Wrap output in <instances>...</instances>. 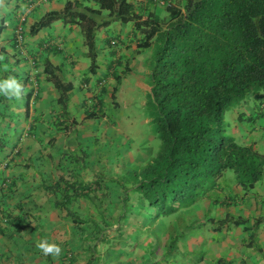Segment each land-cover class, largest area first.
Segmentation results:
<instances>
[{
    "label": "crops",
    "instance_id": "1",
    "mask_svg": "<svg viewBox=\"0 0 264 264\" xmlns=\"http://www.w3.org/2000/svg\"><path fill=\"white\" fill-rule=\"evenodd\" d=\"M65 1L3 0L0 5V54L5 56L0 61V78L16 75L26 92L20 100L9 101L0 95V264H89V250L84 246L83 233L75 227V218L83 222L94 219L90 216L91 204L96 202L100 209L106 205L104 191L119 187L112 180L122 172L119 164L135 161L140 149L137 141L126 134L117 141L113 132L122 127L113 118L125 116L116 115L121 111L117 105L122 92L133 90L129 79L113 87V75L121 76L123 65L126 71L131 69L130 55H144V49L135 47L138 32L131 22L120 21L111 22L115 25L112 31L108 28L103 33V28L98 29L96 71L91 72L76 23L56 19L29 33V26L46 10L59 9ZM130 1L138 11L140 7L153 8L147 0ZM18 24L22 27L20 46L15 40ZM108 39L115 40L114 48L108 45ZM133 58L135 69H143ZM45 63L54 67L61 80L72 83L64 107L57 102L54 84L46 79ZM149 72L147 69L146 75ZM100 75L106 78L105 83L112 84V102L103 109L105 85L96 84ZM134 86L144 93L150 91L147 78L141 74H136ZM33 88L37 93L30 101ZM93 93L100 97L99 109L88 116L86 106L90 105ZM251 95L252 102L245 98L224 111V129L237 142L252 144L264 152V98ZM123 124L128 125L126 121ZM93 126L96 128L92 129ZM93 130L99 134L100 145L107 140L126 143L118 150L108 149L110 155L97 156L94 161L80 147L97 139L91 137ZM94 151L98 153L99 149ZM72 154L74 159H70ZM229 187L217 183L199 198L193 205V223L189 225L192 215L187 213L184 219L189 221L188 226L182 228L171 252L166 254L165 246L157 252L152 249L156 256L147 264H169L172 257L175 264H264V172L249 189L238 183ZM86 190L91 191L88 194ZM104 216L106 221L113 217L106 211ZM225 216L229 218L224 220ZM125 218L123 225L114 222L107 226L104 236L94 241L92 264H138L139 254L149 259L142 253L148 233L144 226L134 230L140 225L139 215ZM118 226L122 232L117 230ZM185 230L190 232L186 234ZM42 239L60 245L62 252L58 258L45 256L36 247ZM130 245L137 248H129ZM125 249L130 251L127 258H123Z\"/></svg>",
    "mask_w": 264,
    "mask_h": 264
},
{
    "label": "trees",
    "instance_id": "2",
    "mask_svg": "<svg viewBox=\"0 0 264 264\" xmlns=\"http://www.w3.org/2000/svg\"><path fill=\"white\" fill-rule=\"evenodd\" d=\"M147 1L153 8L138 11L130 0H66L61 8L46 10L29 26L32 34L56 19L76 23L91 72L96 71L95 31L110 22H131L138 32L136 50L152 42L159 46L148 82L152 132L160 146L149 160L122 167L119 177L112 179L119 187L104 191L102 209L96 202L91 204L100 218L85 222L75 218L89 250L88 263L95 257L94 241L120 220V204L128 207L121 210L125 217L139 215L141 222L134 230L144 226L147 232L155 223L157 233L167 235L162 246L169 254L182 228L188 226L185 215H192V224L193 205L216 187L225 169L233 170L236 183L244 189L252 187L264 172V152L237 142L225 131L223 119L224 111L242 102L247 93L264 98V0ZM157 3L167 11L162 21L155 10ZM53 68L44 64L46 79L54 84L57 102L64 107L72 83L61 80ZM126 69L123 65L121 72ZM119 76L116 73L113 78ZM98 78L96 83L103 77ZM99 101L97 95L94 103ZM94 112L91 107L87 115ZM105 211L113 215L111 221L105 220ZM171 214L173 218L164 224L162 218ZM145 245L151 250L153 245L158 247L159 237Z\"/></svg>",
    "mask_w": 264,
    "mask_h": 264
},
{
    "label": "rangeland",
    "instance_id": "3",
    "mask_svg": "<svg viewBox=\"0 0 264 264\" xmlns=\"http://www.w3.org/2000/svg\"><path fill=\"white\" fill-rule=\"evenodd\" d=\"M174 3H182L183 0H172ZM155 10L156 13L159 16V19L162 21L163 19H165V17L167 16V11L164 8V5L162 3H157L155 6ZM115 25L114 23H109L107 26H105L103 30H101L103 33H106L107 30L106 29H110L111 31L114 29ZM97 31V30H96ZM95 31V32H96ZM95 36V34H94ZM94 40L96 42V46H98V36L94 37ZM154 41V40H153ZM113 47V46H111ZM159 46L157 44H155V42H152L151 45L147 48H144L143 52L144 55H142L140 53V56H134V58L130 55L128 60H129V64L131 69L129 71H123L121 74V76H119L118 79H115L114 82L116 81V86L118 84H121L123 82H125V79H129L128 82L130 83V85H133V90L128 91L126 89H124V91L122 92V96L120 98V101L118 102L119 104L117 105L118 109H121V111H119L118 114H124V117H121L120 119L118 118L115 119L113 118V120H115V123H119L122 125L121 128H118L117 130L113 129L114 134L117 136V141L119 139H123V136L126 134L127 136H129L130 138H132L133 141H137V146H139V152L137 153V156L134 158V160L136 161V163H143L146 160H149L151 156H153L155 154V152L158 150L159 146H160V140L154 136L153 132H152V124L150 121V116H151V105L149 103L150 100V93L149 91H147L146 93H144L141 89L137 88L136 86H134L135 84V79H136V74L139 75L141 74L142 76H144V78L148 79V74L146 75L145 71L148 69H150V65L153 64L154 60H155V56H156V52L158 50ZM98 51V49H97ZM127 58V56H125ZM135 59L137 61H139L142 67H144L143 69H139L138 71L135 69V67L133 66V62L132 59ZM122 67V66H121ZM135 74H132V73ZM129 77V78H128ZM103 84L105 85V91L104 94L106 93L105 96H103L102 102H103V106L101 107V109H103L105 107V105H110L111 104V99L109 96H111L112 93V84L108 85L106 82V78L103 76L102 79ZM120 85V86H121ZM119 86V88H120ZM119 90V89H118ZM252 92H249L246 94V96L244 97V99H250V101L252 100L251 98H253V96L251 95ZM139 99H143L145 101L144 104L139 103ZM256 100V99H255ZM252 102V101H251ZM255 103V102H254ZM257 104V103H256ZM134 107V108H132ZM110 108V107H109ZM116 108V111H117ZM86 111L89 112L90 111V107L86 106ZM98 113V112H97ZM100 115V113H99ZM98 115V116H99ZM119 117V115L117 116ZM95 118V117H94ZM146 118V119H144ZM125 119V120H124ZM124 121H126L128 123V125H124ZM226 121V120H225ZM96 122V121H95ZM96 126H93L92 129H95ZM138 130V133H137ZM94 136H97L96 140H94L93 142H91L90 144L86 145V144H81L80 147L84 148V150L86 151V154H90L89 159H94V161L96 160L97 156L98 157H104L105 155L107 156V154H109L108 149H112L113 151H115L116 149L118 150V148L123 147L125 145L126 142H121V143H117V141H113V140H107L106 143H102L100 145V137L99 134L97 133L96 130H93V133L91 134V137L94 138ZM108 138V137H107ZM109 139V138H108ZM94 149H96V151H98V153H95ZM109 150V151H110ZM73 152V151H71ZM99 154V155H97ZM110 155V154H109ZM130 155H135L134 153L130 152ZM76 156L75 154L70 155V159H74ZM129 163H124L122 165V163H120V167H130L131 165V160L128 161ZM72 166H74V161H72ZM217 183L225 186L227 188H230L229 186H232L233 184L236 183V178L234 176L233 170L230 168H227L223 171L222 175L220 177H218L217 179ZM120 206V213L122 216H120V221L119 224L123 225L124 221H125V216L123 215V212H121V210L123 211V207L124 205H119ZM124 208H128V207H124ZM93 218H100L99 214L93 209V211H91ZM174 214H171V216H166L164 218H162V221L164 222V224H168V220L171 218H173ZM124 216V218H123ZM169 217V219H167ZM87 220V219H86ZM118 222H116L118 224ZM151 224V223H150ZM155 223L152 224V227L147 228V232L149 233V239L151 240L154 237H159V245L158 247L153 245L152 249L153 252H157L158 249L161 248L163 242L166 245V239H167V235H160L157 233V229L153 228V225ZM112 229V227H111ZM161 227H158V230H160ZM122 232V229L121 231ZM187 232H190V230H185L184 233L187 234ZM164 245V246H165ZM129 248H137L134 247L133 245H130ZM130 251L125 249V253H123V258H127L128 253ZM193 254L195 255V251H192ZM142 253H145L149 256V259L146 258V256L144 255V257H141V255L139 254L138 258V264H147L148 262H150V258L153 259L154 256H156L154 253L151 252V248L145 247L142 250ZM141 253V254H142ZM133 257H135V255L132 254ZM171 256V255H170ZM161 257V256H160ZM172 260L168 259V263L169 264H175V257H172ZM159 260V259H155L154 261ZM141 261V262H140ZM89 264H92L89 262Z\"/></svg>",
    "mask_w": 264,
    "mask_h": 264
},
{
    "label": "clouds",
    "instance_id": "4",
    "mask_svg": "<svg viewBox=\"0 0 264 264\" xmlns=\"http://www.w3.org/2000/svg\"><path fill=\"white\" fill-rule=\"evenodd\" d=\"M2 4H3V0H0V5H2ZM90 4H94V3H90ZM18 26L20 27L19 29L17 28ZM21 29H22L21 24H18L16 26V35H15V37H16L15 40H16V43L18 44V46H20V44L22 42ZM111 40H113V43L110 42ZM108 42H109L108 45H110V46H115V44H116L114 39H110V40L108 39ZM4 60H5V56L0 54V61H4ZM102 79L100 81H98L96 84L102 85L103 84ZM36 93H37L36 88H33L31 93H30V98H29L30 101H32V99L36 95ZM0 95H3L9 101H11L13 99L20 100L23 96L26 95L25 85L20 79L17 78L16 75L9 74L4 78H0ZM89 99H90V105H89L90 109L92 107L95 110L94 113H97L98 109H99V105H96L94 103L96 100V93H93V95H91V97ZM36 247L45 256L51 255L54 259L58 258L62 252L60 245H58L55 242L49 243L47 239L40 240L36 244Z\"/></svg>",
    "mask_w": 264,
    "mask_h": 264
},
{
    "label": "built area",
    "instance_id": "5",
    "mask_svg": "<svg viewBox=\"0 0 264 264\" xmlns=\"http://www.w3.org/2000/svg\"><path fill=\"white\" fill-rule=\"evenodd\" d=\"M17 28L19 29L20 27L18 26ZM110 42L113 43V40H111Z\"/></svg>",
    "mask_w": 264,
    "mask_h": 264
}]
</instances>
